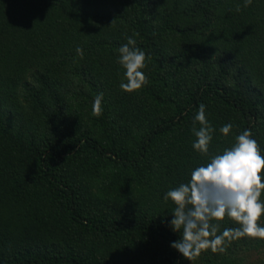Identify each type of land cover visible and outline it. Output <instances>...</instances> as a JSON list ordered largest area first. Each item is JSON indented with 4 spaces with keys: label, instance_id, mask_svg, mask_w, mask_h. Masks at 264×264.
Wrapping results in <instances>:
<instances>
[{
    "label": "trees",
    "instance_id": "obj_1",
    "mask_svg": "<svg viewBox=\"0 0 264 264\" xmlns=\"http://www.w3.org/2000/svg\"><path fill=\"white\" fill-rule=\"evenodd\" d=\"M129 37L150 57L132 93ZM245 130L264 156V0H0V264H264L248 236L190 261L170 247L166 193Z\"/></svg>",
    "mask_w": 264,
    "mask_h": 264
},
{
    "label": "clouds",
    "instance_id": "obj_2",
    "mask_svg": "<svg viewBox=\"0 0 264 264\" xmlns=\"http://www.w3.org/2000/svg\"><path fill=\"white\" fill-rule=\"evenodd\" d=\"M251 3L252 0H245V7ZM236 11H240L239 5ZM118 51V63L125 69L126 78L120 88L126 93L141 89L148 83L143 69L150 57L136 47V41L131 37ZM76 52L83 56L80 47L76 48ZM102 101L103 93L97 94L92 106L94 116L102 115ZM205 109L204 104L199 105L194 123L199 122L200 128H193L197 138L193 148L202 154L208 153L214 131L206 118ZM231 128L232 125L227 124L220 128V132L227 136ZM262 172L264 156L251 131L245 130L236 136V143L231 148L213 156L207 165L194 169L189 182L166 193L165 199L176 205L170 226L174 232L182 233L181 238L172 242L170 247L190 261L207 249L224 253L227 245L244 236L264 240V227L258 224L264 214V202L260 199L264 191ZM226 216L239 227L225 228L217 234L218 222Z\"/></svg>",
    "mask_w": 264,
    "mask_h": 264
},
{
    "label": "rangeland",
    "instance_id": "obj_3",
    "mask_svg": "<svg viewBox=\"0 0 264 264\" xmlns=\"http://www.w3.org/2000/svg\"><path fill=\"white\" fill-rule=\"evenodd\" d=\"M260 257L257 256L256 254H254V252H249L247 257H245V264H256V261L259 259Z\"/></svg>",
    "mask_w": 264,
    "mask_h": 264
}]
</instances>
